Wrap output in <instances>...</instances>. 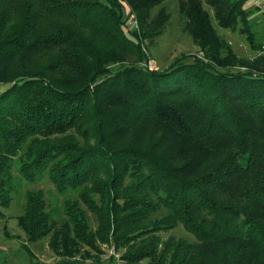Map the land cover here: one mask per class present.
I'll return each instance as SVG.
<instances>
[{"label": "trees", "instance_id": "1", "mask_svg": "<svg viewBox=\"0 0 264 264\" xmlns=\"http://www.w3.org/2000/svg\"><path fill=\"white\" fill-rule=\"evenodd\" d=\"M168 1L0 0V58L48 57L0 77V219L14 159L30 183L45 173L74 190L59 224L39 189L16 217L27 242L52 233V264H104L86 257L101 245L127 264H264V45L245 0H176L197 52L148 69ZM203 3L217 27L240 24L252 57L218 36ZM178 224L193 241L160 237Z\"/></svg>", "mask_w": 264, "mask_h": 264}, {"label": "rangeland", "instance_id": "2", "mask_svg": "<svg viewBox=\"0 0 264 264\" xmlns=\"http://www.w3.org/2000/svg\"><path fill=\"white\" fill-rule=\"evenodd\" d=\"M166 9L170 13V17L163 29V32L155 37V39L148 45V61L147 67L151 70H161L165 68L168 63L177 57L181 53H195L197 47L193 44L190 36L184 32L181 28L182 20L178 18L176 0H169L165 4ZM203 8L207 9L211 17L212 25L219 37L223 38L231 47L232 51L239 57H252L255 53L249 48V44L245 40V35L239 32L240 24L237 23L233 28L223 29L216 26L215 21L212 19V10L205 3ZM251 22L252 31L254 32L255 39H260L261 27L255 26L258 24ZM256 31L259 32L256 34ZM48 57H41L38 54L30 57H22V59L16 57L14 59H1L0 58V77L4 79L9 78L16 68L22 61H26L31 67H41L47 62ZM155 133L172 134L174 129L167 125H155L150 129ZM141 142H146L149 138V129L140 131ZM127 140L129 138H126ZM16 161L14 159L13 166L11 168L12 176V191H10L11 201L9 205L4 209V217L0 219V264H52L56 262L57 257L52 252L50 246L52 245V233L38 238L36 241L27 242L21 229L16 224V217L23 213L25 204V193L26 191L35 192L37 189L40 190L43 199L45 200L44 211L49 213V216L57 224L61 220H64V207L66 204H71L77 200V196L74 190H66L65 192L58 193L54 190L53 186L49 182L45 173L35 183H30L26 179L22 178L16 170ZM81 210L84 211L88 218V224L91 228H95L94 217L85 209L82 204H76ZM69 228V227H68ZM52 232V231H51ZM56 235L55 232H53ZM159 235L161 238L166 236H173L182 238L187 241H193L194 237L188 233L180 224L176 225L173 229L160 231ZM12 236V238H9ZM56 243V249L63 250L65 246L66 251L78 257L80 254L73 250L72 245L69 241L58 240ZM22 246H25L23 248ZM52 247V246H51ZM61 247V248H60ZM26 249V250H25ZM80 253L82 248H78ZM101 253L85 251L88 259H92L93 255L96 254L104 264H127L119 258L121 249L114 250L112 247L101 245ZM109 261V262H108ZM145 260H141L136 264H145Z\"/></svg>", "mask_w": 264, "mask_h": 264}, {"label": "crops", "instance_id": "3", "mask_svg": "<svg viewBox=\"0 0 264 264\" xmlns=\"http://www.w3.org/2000/svg\"><path fill=\"white\" fill-rule=\"evenodd\" d=\"M243 8L249 12L248 18L255 26L261 27L260 39L258 41L264 45V0H245ZM259 33L256 31V34Z\"/></svg>", "mask_w": 264, "mask_h": 264}, {"label": "built area", "instance_id": "4", "mask_svg": "<svg viewBox=\"0 0 264 264\" xmlns=\"http://www.w3.org/2000/svg\"><path fill=\"white\" fill-rule=\"evenodd\" d=\"M131 18H132V16H129V22H128L129 25H131L133 23L132 21H130Z\"/></svg>", "mask_w": 264, "mask_h": 264}]
</instances>
